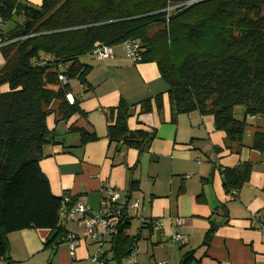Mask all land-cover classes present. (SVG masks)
Wrapping results in <instances>:
<instances>
[{"label":"trees","instance_id":"trees-1","mask_svg":"<svg viewBox=\"0 0 264 264\" xmlns=\"http://www.w3.org/2000/svg\"><path fill=\"white\" fill-rule=\"evenodd\" d=\"M128 40L140 42L142 62L156 63L169 86L172 123L196 111L214 116L227 147L239 153L247 117H264V0H42L36 6L0 0V259L15 264L8 257V236L15 232L49 231L46 248L67 244L70 236L79 239L61 216L63 206L70 208L76 198L67 203V195L55 196L40 168L44 147L56 143L47 122L51 116L56 123L86 117L79 99L69 101L71 82L86 84L92 69L81 58L97 46ZM155 101L160 111L162 94ZM137 105L122 99L106 110L108 138L117 149L146 151L156 138L155 131L130 130ZM140 105L141 114L152 112L151 99ZM239 107L241 120L235 113ZM68 132L79 133L82 145L97 140L81 128L71 126ZM252 149L264 153V131L256 132ZM252 169L246 162L221 170L226 194L235 199ZM137 189L132 181L129 191ZM131 201L121 204L116 231L101 242L112 256L107 261L100 250L104 264L131 258L141 240L140 233L129 234ZM153 223L143 221L141 229L153 231ZM214 231L212 225L205 244ZM193 261L191 252L180 264Z\"/></svg>","mask_w":264,"mask_h":264},{"label":"crops","instance_id":"crops-1","mask_svg":"<svg viewBox=\"0 0 264 264\" xmlns=\"http://www.w3.org/2000/svg\"><path fill=\"white\" fill-rule=\"evenodd\" d=\"M82 63L92 69L86 84L77 81L74 87L75 81L71 82V99L80 100L86 117L58 123L55 116L48 118L56 143L44 147L40 168L55 196L75 197L93 212L99 211L111 189L121 193V204L129 199L130 204L139 203L138 210L129 209L139 221L137 232L129 234L141 235L134 262L126 258L108 264H180L191 252L193 264H264V153L252 149L256 132L264 131V117H247L243 148L231 152L226 133L216 130L214 116L196 111L178 115L171 122L169 86L156 63L134 64L122 44L113 47L108 59ZM3 64L0 52V66ZM160 94L162 109L158 111L155 98ZM122 99L138 104L128 121L130 130L156 132L149 150L117 149L110 143L106 110ZM148 99L152 112L141 114L140 103ZM238 110L243 118L244 109ZM71 126L94 133L97 140L82 145L79 133L68 132ZM246 162L253 165L250 181L232 199L224 190L221 170ZM132 181L138 189L130 192ZM176 218L184 221L180 229ZM150 220H161L162 229L142 230V222ZM64 225L80 240L73 255L68 244L46 248L49 231L29 229L8 236V257L15 264H97L92 258L101 250L104 259L112 258L109 245L101 243L108 237L87 239L80 219H67ZM212 225L214 234L205 244ZM178 231L184 235L182 242L172 240ZM0 264L10 263L0 259Z\"/></svg>","mask_w":264,"mask_h":264},{"label":"built area","instance_id":"built-area-1","mask_svg":"<svg viewBox=\"0 0 264 264\" xmlns=\"http://www.w3.org/2000/svg\"><path fill=\"white\" fill-rule=\"evenodd\" d=\"M187 5H190L187 4ZM123 48L126 54V57L132 61L134 64L142 63V48L141 44L138 40H128L123 44ZM90 56L96 59H108L113 55V47L112 46H97L90 53ZM42 63H45L43 61ZM61 81L64 84H67L68 81L65 77H60ZM71 95L69 96V101L71 103L74 102V99H71ZM121 193L117 190H109L107 192L106 198L101 202V206L99 211L93 212L84 202H75L70 208H66L63 206L61 209L62 219H80L82 223L85 225V231L88 238L99 239L101 237H109L113 234L118 225V217L121 214V210L123 206L120 203ZM71 196H65L64 202H70ZM140 207L138 202H133L130 204L129 209L138 210ZM178 229H180L184 225V221L181 218H176L174 220ZM154 227L157 229H162L161 220L155 221ZM264 232V229H263ZM184 239V235L178 231L176 232L172 240L174 242H182ZM79 239L73 238V236L69 237L68 246L71 254L73 255L76 247L79 245ZM136 256V249L131 254V260L134 262V258ZM93 262L97 264H104L100 259V254H96L94 258H92Z\"/></svg>","mask_w":264,"mask_h":264},{"label":"rangeland","instance_id":"rangeland-1","mask_svg":"<svg viewBox=\"0 0 264 264\" xmlns=\"http://www.w3.org/2000/svg\"><path fill=\"white\" fill-rule=\"evenodd\" d=\"M28 1V0H27ZM30 4H32V5H35L36 6V4H34L33 2H30V1H28ZM93 59H94V57H92V56H89V55H87V56H84V57H82L81 58V62H85V61H88V62H93ZM94 61H96V60H94ZM77 85H78V82L77 81H75V82H73V86L74 87H77ZM239 108H241V107H239ZM236 113H237V115H236V117H238V118H242L241 116H240V114H239V110H238V108L236 109ZM132 227H131V233H136L137 232V229H138V227H139V221H138V219H136V218H134L133 220H132ZM72 228L74 227V226H71Z\"/></svg>","mask_w":264,"mask_h":264}]
</instances>
